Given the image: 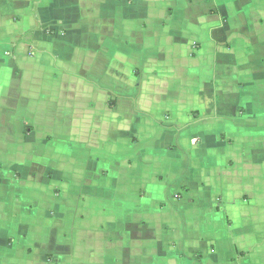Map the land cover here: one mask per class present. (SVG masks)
I'll use <instances>...</instances> for the list:
<instances>
[{"label": "crops", "instance_id": "0c3cea01", "mask_svg": "<svg viewBox=\"0 0 264 264\" xmlns=\"http://www.w3.org/2000/svg\"><path fill=\"white\" fill-rule=\"evenodd\" d=\"M0 264H264V0H0Z\"/></svg>", "mask_w": 264, "mask_h": 264}, {"label": "rangeland", "instance_id": "374dc122", "mask_svg": "<svg viewBox=\"0 0 264 264\" xmlns=\"http://www.w3.org/2000/svg\"><path fill=\"white\" fill-rule=\"evenodd\" d=\"M208 142H209V139H208ZM239 187L241 186L242 187V183H238ZM246 185V189H250V185L248 183L245 184ZM240 187V188H241ZM210 190L206 191V192H209Z\"/></svg>", "mask_w": 264, "mask_h": 264}]
</instances>
